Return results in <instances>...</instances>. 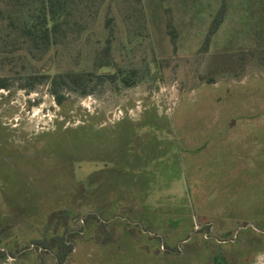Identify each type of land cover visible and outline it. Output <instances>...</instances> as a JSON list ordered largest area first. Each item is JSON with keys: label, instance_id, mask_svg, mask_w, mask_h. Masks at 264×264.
<instances>
[{"label": "rangeland", "instance_id": "rangeland-1", "mask_svg": "<svg viewBox=\"0 0 264 264\" xmlns=\"http://www.w3.org/2000/svg\"><path fill=\"white\" fill-rule=\"evenodd\" d=\"M221 2L114 0L112 55L116 69L125 74L133 70L135 84L126 86L117 79L85 96L66 91L59 105L48 80L30 89L20 83L33 74L90 69L106 34L105 7L96 16L83 14L86 27L75 38H61L42 52L23 43L8 26L9 14L20 12L0 0V77L9 78L8 87L0 88L4 230L15 234L26 225L24 220L40 224L59 208L72 211L71 229L85 224L84 215L97 207L112 208L125 219L132 209L142 208L122 199L127 194L152 208L178 211L187 207L181 202L188 191L189 200L193 192L194 204L188 206L198 230L187 244H179L178 252L159 258L131 239L133 232L119 239L122 224L96 223L79 234L82 239L75 242L68 264H264V69L252 64L241 77L233 75L234 68L215 74L212 84L201 79L209 75L215 53L256 45L264 0H226L224 20L204 51L203 39ZM18 16L32 20L27 14ZM167 20L174 26L175 42ZM181 127H186L181 136L191 147L201 145L203 132L207 145L194 159L182 160L178 178L175 149L164 133L176 140ZM149 184L152 194L143 195ZM112 201L118 204L110 206ZM176 219L167 222L173 225ZM131 221L133 230L143 229V222ZM205 225L211 227L208 239L231 231L236 233L234 243L215 251L214 243L202 242L206 230L200 228ZM249 227L254 231L238 233ZM46 231L42 225L28 227L24 241ZM147 236L143 238L156 246V238ZM174 236V241L179 238ZM22 257L0 259V264H40L36 255Z\"/></svg>", "mask_w": 264, "mask_h": 264}, {"label": "trees", "instance_id": "trees-1", "mask_svg": "<svg viewBox=\"0 0 264 264\" xmlns=\"http://www.w3.org/2000/svg\"><path fill=\"white\" fill-rule=\"evenodd\" d=\"M113 1L114 0H6L10 11H15L16 13L20 12L17 15L15 14L16 16L9 14L7 22L8 26L17 32L18 37L21 38L23 43L29 42L31 49H39L42 52L48 49L51 43H58L61 38L68 36L75 38V33L76 35H79L80 31L86 27L80 20L83 14L96 16L101 7L104 6L106 9L104 14V28L106 30V34L102 43L95 48L90 69L57 71L53 74H33L28 76L31 80L21 82L20 87H27L30 89L34 83L41 82L42 80H48L49 92L53 96L54 100L61 105L66 99V91H73L79 95L85 96L93 93L94 89L97 88L98 85H102L106 82L113 83L117 81V79L126 86L134 85L135 79L133 70H131L129 74H125L121 72L119 68L116 69L117 64L112 55L114 24L113 17L110 15V12ZM225 13L226 0H222L219 8L213 15L203 39L202 49L204 51L208 50L213 35L217 32L224 20ZM23 14L29 15L28 20L31 18V22H28L25 18H20V16H18ZM77 15H79V17H76ZM258 22L260 27L255 30L254 36L256 45L252 48L239 49L234 52L215 53L212 56L213 64L209 75L207 77L201 76V79H203L204 82L209 84L214 83L216 81L215 74L220 73L224 69L234 70V68H238L237 71H234L235 74H233L237 77L244 75L248 66L252 64L261 66L264 69V9L263 13L259 16ZM166 26L167 32L171 35L172 42H175L176 32L170 20H167ZM112 69H114V71H111ZM8 85L9 78L0 77V88H7ZM185 131L186 127H181V132L177 136V139L173 141H170L171 138L169 134L166 132L164 133V135L169 136L168 141L172 143L171 145L175 149L174 155L176 157V168L174 176L178 178L181 177L182 173V160H186L187 162L189 157L191 160L194 159L193 156L195 152L201 151L207 145V141L203 140L205 139L203 132L200 134L201 145L196 147L194 146V148L191 147L190 142L187 143V138L181 136L185 133ZM189 147H191L190 150ZM178 150L181 152L179 156L177 154ZM180 155H182V159ZM187 185H189L188 180H186V186ZM147 187L148 188L145 192H143V195L152 194L151 192H153V187L150 186V184ZM110 194L112 195L111 192ZM190 194L191 200H189L188 191L185 192V196L182 199L181 204L183 203L184 205H187V207L180 206L181 208L178 211H171L169 209L163 210L161 206L152 208L150 203H146V200L138 198L135 199L134 197L130 198V195L128 194L122 197L124 200H132L137 205L143 206V210L132 209L131 212H129L130 214L126 216L128 219L134 218V220L137 219L140 222H143V229L141 230L146 231L145 235H148L151 238V241L153 237L156 238V246L154 245V242L152 243L150 241L148 245V249H150L152 255L157 254L160 258V256L164 254H168L169 256L174 251L178 252L181 247L179 244H187L189 240L196 235L198 229L195 230L194 228V220L192 216L193 208L188 206L190 202L191 205L194 204L192 199L193 192H190ZM117 204L118 203L112 201L110 205L115 206ZM99 209L100 208L97 207L94 210L100 211L101 214L105 215L106 219L113 217L115 220H121V216H118L119 214H115L113 209H111L113 211H103ZM106 213L110 214V216H107ZM171 217H176L179 220L176 219L175 224L171 225L167 222V219ZM47 218L51 220H70L72 218V211L70 209L59 208L51 211ZM85 220H91L87 226L92 228V225L95 224L94 222L99 220V216L97 212H92L85 217ZM110 224L111 222L102 223L103 226H109ZM262 224L264 226V219ZM147 228H149V230H147ZM210 228V225H205L203 228H200V230H206L201 239L203 243H214L215 251L216 249H221L222 244L234 243L233 236L235 232L231 233V231L223 233L222 236L218 234L217 236H213V239H208L207 233H209ZM194 230L195 232L193 233ZM243 231L244 234H247L254 230L252 227H249L241 229L238 233ZM105 235H110L108 229L105 231ZM174 235L179 236V238L175 241L172 238ZM105 239H107V237ZM260 249L262 250L264 247H261Z\"/></svg>", "mask_w": 264, "mask_h": 264}, {"label": "flooded vegetation", "instance_id": "flooded-vegetation-1", "mask_svg": "<svg viewBox=\"0 0 264 264\" xmlns=\"http://www.w3.org/2000/svg\"><path fill=\"white\" fill-rule=\"evenodd\" d=\"M92 212H97L99 216V220L95 221V224H102L103 222L106 223L114 220V218L111 217L102 221L100 211L95 210ZM92 212H88L84 216L86 217L89 213ZM121 219H126V221L130 223L132 222V219H128V217L124 219V217L121 216ZM82 221L85 224H82L80 228L71 229L69 228L71 219L51 220L46 218V220H42V223L40 224H36L32 222V220H24L23 222H25L26 225H24L22 229H18L19 232L15 234H13L11 231L4 230L3 226L0 225V259L10 258L16 261L17 258H23L22 256L28 258V256L36 255L39 258L40 264H48L47 260L49 258H52L54 260V262L50 264H68L71 259V254L74 252L75 249V242L81 241L82 239L79 234H82L84 229L87 228L88 223L91 222V220L86 221L85 218H83ZM41 225L42 227H44V230L47 229L46 233L43 234V236L41 237L39 236L36 238H32L30 242L26 243L27 240L24 241L25 236L23 235L24 229H28V227L37 228ZM48 228L49 230H52L50 231V234H47Z\"/></svg>", "mask_w": 264, "mask_h": 264}, {"label": "crops", "instance_id": "crops-1", "mask_svg": "<svg viewBox=\"0 0 264 264\" xmlns=\"http://www.w3.org/2000/svg\"><path fill=\"white\" fill-rule=\"evenodd\" d=\"M253 78H255V79H257L256 78V76H254ZM129 189H131V188H129ZM109 190V189H108ZM107 189H106V192L108 191ZM109 192V191H108ZM107 192V193H108ZM111 206V205H110ZM143 207V206H142ZM112 209V208H111ZM111 209H109V210H111ZM141 210H143V208H140ZM100 210H103V211H107V209H100ZM114 222H116L118 225L119 224H122V225H119V226H121L120 228L122 229L121 231H120V233H119V239H120V237H122V236H124V234H126V233H131V232H133L132 234V236H131V239H133V240H139V245H140V247H142V248H149V241H146L143 237L144 236H146L145 235V232L146 231H142V230H133L130 226H129V224H130V222H128V221H126V219L125 220H123V219H121V220H112L111 221V224L112 223H114ZM127 236V235H126ZM148 238H149V236H147Z\"/></svg>", "mask_w": 264, "mask_h": 264}]
</instances>
